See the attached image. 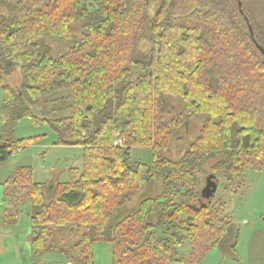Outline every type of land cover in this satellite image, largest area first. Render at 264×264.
Listing matches in <instances>:
<instances>
[{
  "label": "trees",
  "instance_id": "trees-1",
  "mask_svg": "<svg viewBox=\"0 0 264 264\" xmlns=\"http://www.w3.org/2000/svg\"><path fill=\"white\" fill-rule=\"evenodd\" d=\"M151 1L0 0V114L13 125H48L55 145L80 147L83 156L82 168L54 187L34 183L28 167L3 183L4 228L15 225L24 203L31 206V264H49L40 261L48 252L62 254L60 264H93L95 243L111 246L112 264H198L211 249L235 251L238 231L226 204L203 202L197 177L216 159L212 174L228 183L264 163L263 57L244 17L263 49L264 23L251 0H239L243 14L237 0H156L149 20ZM76 23L81 37L53 57L46 42L71 40ZM8 67L19 68L20 92L3 85ZM59 94L70 114L34 115L40 99ZM163 96L179 98L185 117L204 119L178 162L157 154L183 124L167 120ZM115 131L122 147L113 146ZM1 136L0 163L38 139ZM132 148H149L151 164L132 161ZM153 179L160 195L129 217L114 216Z\"/></svg>",
  "mask_w": 264,
  "mask_h": 264
},
{
  "label": "rangeland",
  "instance_id": "rangeland-1",
  "mask_svg": "<svg viewBox=\"0 0 264 264\" xmlns=\"http://www.w3.org/2000/svg\"><path fill=\"white\" fill-rule=\"evenodd\" d=\"M248 4L252 10L255 8L257 11L255 17L258 19L261 17L262 23H264V1L251 0ZM157 5L158 1H151L147 12L149 20L153 18ZM262 29L261 31L264 33V26ZM72 30L73 38L71 40L49 39L46 42L53 57L58 58L65 54L74 40L81 37L80 23H76ZM147 45L144 40L142 46L147 49ZM2 72L3 85L20 92L22 77L19 68L8 67ZM1 96L0 90V98ZM65 96L66 94H59L40 99L33 107L34 115L38 118H42V116L57 118L70 114L63 103L56 101L57 98ZM159 105L169 112L168 121L179 117L183 124L171 131L167 149L159 151L157 154L171 162H178L197 138L204 119L203 117H185L183 104L176 97L163 96ZM0 135H2L1 138L3 137L2 140H6L7 143L38 138L33 144L18 149L7 161L0 163V264H31L28 246L31 232L29 219L31 206L29 203H24L16 215L15 225L4 228L2 215L6 202L2 194L3 183L19 167L30 168L32 181L37 184H45L46 187H54L58 183L66 182L69 169L82 168V148L55 145L56 136L48 125L34 124L29 119H21L13 125L6 122L4 114H0ZM114 135L118 136L119 131H115ZM131 159L134 162L150 165L152 162L151 150L149 148H132ZM217 160L209 161L204 166L203 173L198 175L197 187L200 191L205 187L207 177L213 175L211 169ZM217 180L218 187L213 197L210 200L202 201L206 203L209 201L212 204L216 200H221L226 204V214L229 215L238 231L237 245L235 251L230 254H224L216 248L211 249L198 264H264V163L258 172L247 169L241 181L228 183L221 179ZM161 191L162 185L153 179L143 186L139 196L128 203L124 209L116 211L114 216L129 217L133 215L144 199L154 198L160 195ZM45 197L48 199L46 192ZM65 238V235H61L57 237V241ZM178 251L182 256H187L189 253L188 244L179 248ZM40 261L60 264L65 262V257L58 252H48L40 255ZM93 262V264H112L111 246L106 243H95L93 245Z\"/></svg>",
  "mask_w": 264,
  "mask_h": 264
},
{
  "label": "water",
  "instance_id": "water-1",
  "mask_svg": "<svg viewBox=\"0 0 264 264\" xmlns=\"http://www.w3.org/2000/svg\"><path fill=\"white\" fill-rule=\"evenodd\" d=\"M238 2V8H239V11L241 14L242 13V10H241V2L239 0H237ZM247 25H248V30H249V35H250V39L251 41L253 42V44L256 46V48L259 50V52L261 53L262 57H263V65H264V49L259 46L254 38V34H253V31H252V28L251 26L249 25L248 21H247V18L244 17ZM218 187V180L216 179V177L214 175H210L207 177L206 179V185L205 187L202 189L201 191V199L203 200H210L213 195L215 194V190L216 188Z\"/></svg>",
  "mask_w": 264,
  "mask_h": 264
},
{
  "label": "built area",
  "instance_id": "built-area-1",
  "mask_svg": "<svg viewBox=\"0 0 264 264\" xmlns=\"http://www.w3.org/2000/svg\"><path fill=\"white\" fill-rule=\"evenodd\" d=\"M114 140H113V146L114 147H122L123 146V140L121 138H119L117 135L114 136Z\"/></svg>",
  "mask_w": 264,
  "mask_h": 264
},
{
  "label": "crops",
  "instance_id": "crops-1",
  "mask_svg": "<svg viewBox=\"0 0 264 264\" xmlns=\"http://www.w3.org/2000/svg\"><path fill=\"white\" fill-rule=\"evenodd\" d=\"M75 148H80V147H75ZM81 149V148H80ZM246 225V224H245ZM29 246V245H28Z\"/></svg>",
  "mask_w": 264,
  "mask_h": 264
}]
</instances>
